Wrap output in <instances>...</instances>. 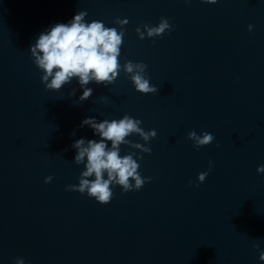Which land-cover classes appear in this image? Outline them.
<instances>
[{
    "label": "water",
    "instance_id": "1",
    "mask_svg": "<svg viewBox=\"0 0 264 264\" xmlns=\"http://www.w3.org/2000/svg\"><path fill=\"white\" fill-rule=\"evenodd\" d=\"M78 11L118 30L129 21L119 62L147 64L157 93L137 92L123 71L107 88L90 83L84 102L78 79L46 90L30 46ZM161 17L170 33L147 37ZM125 114L157 132L147 144L128 137L151 154L121 145L151 182L115 186L108 204L66 190L85 170L72 144L99 140L81 122ZM191 131L215 140L197 151ZM261 165L264 0H0V264H264Z\"/></svg>",
    "mask_w": 264,
    "mask_h": 264
},
{
    "label": "clouds",
    "instance_id": "2",
    "mask_svg": "<svg viewBox=\"0 0 264 264\" xmlns=\"http://www.w3.org/2000/svg\"><path fill=\"white\" fill-rule=\"evenodd\" d=\"M190 3V0H185ZM205 3L215 4L217 0H204ZM87 11H78L72 19L66 23L57 22L39 34L35 44L30 46L31 55L35 65L43 73L41 79L46 90L59 91L65 85L71 84L73 79H78V84L83 89L79 97L84 102L92 97L94 89L89 87L90 83L102 85L107 88L113 84L121 71L131 80L137 92L142 94H155L159 91L156 86L150 84L146 76L148 65L143 62L128 60L121 65L119 57L123 38L125 36L124 26L129 23L127 19L117 18L114 23L116 27H106L99 20L86 22ZM147 37L155 38L170 33L172 25L167 18L161 17L158 26L144 25ZM253 26L249 25V31ZM141 40L145 39V32L136 29ZM76 89L73 88L70 95L75 96ZM106 100L107 97H102ZM143 122L125 114L122 119H104L98 121L95 117H89L81 122L80 127L88 126L93 130L97 139L80 138L74 141L72 148L76 149L74 162L84 165L85 170L79 177V184L68 185L66 190L87 193L101 204H108L113 199V188L121 186L123 191H139L146 182H151V177H143L139 171L140 164L137 162L136 152L121 155V145H128L132 149H139L141 153L151 154L152 149L145 144L133 143L129 136L139 135L147 144L156 138L155 130L145 131L141 127ZM188 138L193 141L198 151L201 147L213 143V134L205 131L198 135L191 131ZM109 142L111 147H109ZM216 147H220L219 144ZM139 159H143L140 156ZM214 165L209 161L207 172L199 174V183L205 182L209 172ZM257 171L264 174V165L258 167ZM106 177V178H105ZM52 176L46 178L45 183H51ZM134 181V184L132 183ZM189 186H192L191 183ZM199 187V184L196 185ZM259 250V244L255 245ZM259 259L264 261V250H260ZM15 264H25L23 258H18Z\"/></svg>",
    "mask_w": 264,
    "mask_h": 264
}]
</instances>
